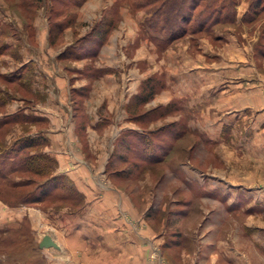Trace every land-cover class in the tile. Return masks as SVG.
Listing matches in <instances>:
<instances>
[{
	"label": "rangeland",
	"instance_id": "1",
	"mask_svg": "<svg viewBox=\"0 0 264 264\" xmlns=\"http://www.w3.org/2000/svg\"><path fill=\"white\" fill-rule=\"evenodd\" d=\"M173 1L182 0H113L111 13L116 26L121 25V36H133L127 53L137 61L135 68L149 75L136 96L139 100L158 95L160 102L151 114L146 110L151 104L140 105L136 113H146L148 123L155 115L163 118L159 125H149V129L146 125L141 133H132L130 141L138 153L144 154V147H149L156 154L152 157L146 152L145 164L128 168L132 183L122 181L117 186L132 191V202L143 212L157 240L151 255L159 264H264V230L256 231L257 224L261 229L264 226V206L251 204V191L264 194V134L260 133L264 128V0H186L180 18L173 16ZM63 2L0 0V53H10L12 38L29 24L33 6L36 10L47 6L52 21L70 24L71 11L79 4ZM88 4L85 16L92 11ZM121 14L133 23L136 36L119 24ZM174 22L183 35L168 39ZM161 27L165 30L159 32ZM119 53L107 54L101 64L118 67ZM120 75L127 79L126 73ZM100 89L102 96L103 85ZM31 138L36 146L23 155L40 153L43 137ZM13 154V148L5 151L6 164L0 171L7 172L5 183L20 177L25 186L18 191L0 185L7 205L23 204L48 213L65 206L74 211L81 203L71 189L66 194L68 186L60 177L55 179L58 187L52 197L43 203L25 204L12 197L39 195V184L55 166L47 156L54 166L46 162L41 174H8V167L19 164L8 160ZM153 159L160 162L151 166L148 163ZM47 217L36 218L32 228L25 219L20 230H0V264H65L64 257L70 260L61 239L60 249H39L41 237L54 233L47 227L51 216ZM86 233L94 234L89 227ZM84 251L98 255L96 250Z\"/></svg>",
	"mask_w": 264,
	"mask_h": 264
},
{
	"label": "crops",
	"instance_id": "2",
	"mask_svg": "<svg viewBox=\"0 0 264 264\" xmlns=\"http://www.w3.org/2000/svg\"><path fill=\"white\" fill-rule=\"evenodd\" d=\"M87 4L92 11L85 16ZM112 4L113 0L81 2L71 11L70 24L56 37L49 32L47 6L37 10L33 6L29 24L21 26L20 34L8 46L10 53H0V81L12 87L6 90L0 83V120L18 117L4 127L3 145L9 147L26 136H42L39 152L53 158L52 175L65 181L66 194L71 189L81 201L74 211L65 206L45 213L37 207H14L0 200V230H20L25 219L32 228L36 218L48 214L51 220L47 227L54 233L44 235L50 236L59 249L62 245L58 242L63 241V250L71 254L70 260L63 258L65 264H159L151 255L157 241L154 232L132 202V191L117 185L132 183L133 173L128 168L146 163L143 156L148 151L144 148L142 154L133 148L132 133H141L146 125L148 129L159 125L163 118L155 115L148 123L146 113H136L140 105L151 104L153 107L146 109L151 114L159 102L158 95L138 100L136 94L149 75L140 73L135 68L137 61L127 53L133 36H121V25L116 26L111 13ZM119 20L137 35L125 15ZM119 51L122 62L118 67L101 64L107 54ZM122 73H126V80ZM19 116H27V120L21 121ZM261 132L264 134V128ZM159 162L153 159L148 164ZM252 193L251 204L264 206V194ZM87 226L94 232L91 237L87 236ZM260 230L264 226L261 229L257 224L256 231ZM85 249L96 250L98 255L81 253Z\"/></svg>",
	"mask_w": 264,
	"mask_h": 264
},
{
	"label": "trees",
	"instance_id": "3",
	"mask_svg": "<svg viewBox=\"0 0 264 264\" xmlns=\"http://www.w3.org/2000/svg\"><path fill=\"white\" fill-rule=\"evenodd\" d=\"M83 0H64L63 5H65L66 3L69 4H80ZM22 6L23 3H20ZM186 4V0H182L180 2H172L171 3V9L173 10V16H175L176 18H180L182 15V11H183V6ZM27 8L29 10L30 13V4L27 3ZM49 14V13H48ZM49 16V15H48ZM51 16H49V21L51 22V24L49 25V32L52 35V32L55 33L54 37H56L58 35V33L69 24V22H58V21H52L50 19ZM158 19H155V22ZM185 21V19H183ZM181 21V20H180ZM111 24V23H110ZM174 24L176 25V27H172L171 28V32L169 34V38L168 39H175L178 38L180 36H182L183 34L181 33L180 30V25L176 22H174ZM173 24V25H174ZM172 25V26H173ZM111 26V25H110ZM157 26L156 25L152 26L153 29L155 30ZM165 30L163 27H161L158 31L161 32ZM18 117H6L5 119L0 120V133L1 131L4 132L6 128L9 124H11L13 121H17ZM19 120H23L26 121L27 120V116H19ZM31 137H23L21 138L19 141H17L14 145H11L9 147H6L3 145L2 143V139L0 140V169L3 165H5V151L8 150L9 148H13L14 150V154L8 158V160L10 162L17 160L18 161V165L14 167V169H11L12 167H8V174L10 173H18V174H23L25 172H32L35 174H41L42 173V169H46L44 164H46V162H49L50 164H53L54 166V162L47 157V155L45 154H41V153H30L27 155H23V151L27 150L29 148H34L36 146L35 141L33 142L31 140ZM146 148V150L148 151V154H150L151 156L155 155L156 153V149H150L149 147H144ZM154 148V147H153ZM16 153V155H15ZM21 154V155H19ZM38 162H41V164H38ZM40 170V172H39ZM7 173V172H6ZM3 173L0 171V182H3L2 186H5L8 189H13V190H18L20 191L21 188L23 186H25V180L22 181H10V183H5L7 182L5 180V177H7V174ZM49 176L45 179V181H43L42 183L39 184L38 186V190H39V195H35V193H32V195H29L27 197L22 196L21 194H16L13 195L12 197H16L19 199V201H21L22 203L25 204H40L43 203L45 200H47L48 198L52 197V190L57 189L58 184L55 183V179L57 178L56 176H53L52 173L48 174ZM68 190V189H67ZM72 194L73 191H71ZM4 196V192H2V190L0 189V200L4 203H7L8 200L3 197ZM76 197V196H75ZM77 200H79V198L76 197ZM15 205V204H14Z\"/></svg>",
	"mask_w": 264,
	"mask_h": 264
},
{
	"label": "water",
	"instance_id": "4",
	"mask_svg": "<svg viewBox=\"0 0 264 264\" xmlns=\"http://www.w3.org/2000/svg\"><path fill=\"white\" fill-rule=\"evenodd\" d=\"M39 249H59L58 245L51 239L50 236L44 235L38 244Z\"/></svg>",
	"mask_w": 264,
	"mask_h": 264
}]
</instances>
